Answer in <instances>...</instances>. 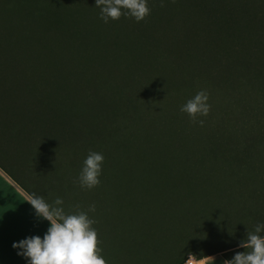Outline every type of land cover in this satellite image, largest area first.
<instances>
[{"label": "trees", "instance_id": "16d2710c", "mask_svg": "<svg viewBox=\"0 0 264 264\" xmlns=\"http://www.w3.org/2000/svg\"><path fill=\"white\" fill-rule=\"evenodd\" d=\"M149 7L104 23L95 0H0V166L56 194L100 152L156 246L231 259L264 222V0ZM200 90L203 125L180 111Z\"/></svg>", "mask_w": 264, "mask_h": 264}, {"label": "crops", "instance_id": "0c3cea01", "mask_svg": "<svg viewBox=\"0 0 264 264\" xmlns=\"http://www.w3.org/2000/svg\"><path fill=\"white\" fill-rule=\"evenodd\" d=\"M2 164L6 167L0 166V264H26V260L12 247L13 242L32 235L42 237L49 227L48 221L35 217L28 203V197L33 193L50 203L57 197L62 198L68 212L75 211L77 206L87 211L94 204L95 212L89 215L96 221L94 227L106 264H179L168 249L156 246L149 238L140 221L138 205L120 199L116 192H106L116 191L119 188V185H114L116 183H100L91 190L66 183L55 194L51 187H40L36 175L24 173L20 165L11 166L8 161ZM211 257H215V263L223 264L226 260L222 253Z\"/></svg>", "mask_w": 264, "mask_h": 264}, {"label": "clouds", "instance_id": "9594fccd", "mask_svg": "<svg viewBox=\"0 0 264 264\" xmlns=\"http://www.w3.org/2000/svg\"><path fill=\"white\" fill-rule=\"evenodd\" d=\"M95 7L99 9L104 23L118 21L121 17L139 23L151 14L149 0H95ZM180 111L193 122L203 125L204 120L198 118L207 117L211 111L208 92H196L180 106ZM104 159L102 153L89 151L78 175L82 189L91 190L100 185ZM28 203L35 217L48 221L49 227L42 237L32 235L13 242L12 247L17 250V255L26 260V264H106L94 227L96 221L89 215L95 212L94 204L87 211L77 206L75 211L68 212L62 198L57 197L50 203L35 193L28 197ZM238 247L245 251L236 252L223 264H264V222L257 223L253 231L248 230ZM193 256L189 253L185 264H193ZM197 258L195 264H215V257Z\"/></svg>", "mask_w": 264, "mask_h": 264}, {"label": "built area", "instance_id": "2783aa9c", "mask_svg": "<svg viewBox=\"0 0 264 264\" xmlns=\"http://www.w3.org/2000/svg\"><path fill=\"white\" fill-rule=\"evenodd\" d=\"M187 258H188V256H187ZM187 258H186V259H187ZM186 259H185V261H186ZM197 259H198L197 257L193 256V264H195V261H196ZM185 261L183 262V264H185Z\"/></svg>", "mask_w": 264, "mask_h": 264}, {"label": "rangeland", "instance_id": "374dc122", "mask_svg": "<svg viewBox=\"0 0 264 264\" xmlns=\"http://www.w3.org/2000/svg\"><path fill=\"white\" fill-rule=\"evenodd\" d=\"M201 41H202V43L204 42V38L203 37L201 38ZM215 264H222V262H217Z\"/></svg>", "mask_w": 264, "mask_h": 264}]
</instances>
